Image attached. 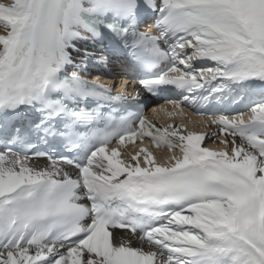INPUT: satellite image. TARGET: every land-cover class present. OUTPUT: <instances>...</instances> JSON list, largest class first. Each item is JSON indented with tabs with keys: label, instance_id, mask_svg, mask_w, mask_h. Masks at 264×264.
Returning <instances> with one entry per match:
<instances>
[{
	"label": "snow or ice",
	"instance_id": "obj_1",
	"mask_svg": "<svg viewBox=\"0 0 264 264\" xmlns=\"http://www.w3.org/2000/svg\"><path fill=\"white\" fill-rule=\"evenodd\" d=\"M142 10L157 14L158 34L137 30ZM0 29V120L37 114L0 137V264H264V0H0ZM89 38L144 71L163 64L138 81L149 92L180 90L201 114L213 100L243 105L212 120L226 147L143 116L88 134L104 118L82 102L126 99L67 72L86 66L92 54L76 43ZM32 133L66 138L69 154L33 151ZM138 134L181 155L158 163L140 148L125 161L109 149Z\"/></svg>",
	"mask_w": 264,
	"mask_h": 264
},
{
	"label": "bare ground",
	"instance_id": "obj_2",
	"mask_svg": "<svg viewBox=\"0 0 264 264\" xmlns=\"http://www.w3.org/2000/svg\"><path fill=\"white\" fill-rule=\"evenodd\" d=\"M5 2H7V0H5ZM0 31H2V29H0ZM76 47L79 48L81 50V52H83L84 50H87L89 53L92 54V55H90L87 58L85 69L88 70V71H90V72L93 71V70H97L95 68H92V69L89 70V68H88V64L90 63V60H91L90 57H93L94 56V51H96L97 45H94V44H91L90 45L89 44V40H84V41H77ZM73 56H74L76 62H78L80 64V61L82 59L81 55L78 54V53H76V52H73ZM115 73H117V74L120 73V75H123L124 74V72H122V71H115ZM94 74L95 75H100L101 74L103 77H105V78H103V82L106 84V86H110L113 83V81L115 80V76H110L105 71H99V70H97L96 72H94ZM119 85H121V81H120ZM172 107L173 108H171V110H167L165 107H163L162 109L158 110L154 114L157 115L158 117H161L162 116V113L179 111V109H180L178 107V105H175V106H172ZM215 118L216 117H212V116L200 117V118L199 117L193 118L194 120H199V121L204 122V123L206 122V124L208 125V128L206 130H203V129H200V128H198V129L195 128L196 130H194L193 127H190L191 129H189V130H192L193 132H197V133H204L208 138L205 139L204 141H202V146H205V144H208L210 146V148L219 151V150H222V149H224L226 147L223 143H221V141L224 140L225 137L219 134V126L218 125H214L212 123V120L215 119ZM188 119H192V118H188ZM156 126H157V128H161L162 129V126L161 125H156ZM171 126L172 127H175V126H179V124L177 125L176 123H172ZM182 129H184V128H182ZM204 131H208V132L205 133ZM213 133H217V135L213 136L212 135ZM138 137L140 138V140L142 139V137L140 135ZM213 137H216V138L213 139ZM141 143L144 144L145 146H147L146 144H150L151 143L156 149L163 150V152H162L163 154L160 155V153H159L160 156L158 157V160H160L162 162H164L165 161L164 159H166L170 155L181 154L180 152H178L179 151L178 149L177 150L173 149L171 151H168V150H165V147L163 148L162 145L161 146H156L153 143L152 139H150V142H149V141H147L144 138V139L141 140ZM212 143H213V145H212ZM128 146H129L128 148L134 147V149H136V151H139L140 150V144L135 143L133 145L129 144ZM228 149L230 151V145H228ZM166 151H168V152H166ZM130 158H131V156H130V154L127 151H125V153L124 154L122 153V155H121V159H123L125 161L130 160ZM140 162L143 163V158L140 159ZM30 163L34 167L45 168V167H48L49 166V163L50 162L48 161L47 158H42V159H31ZM125 231L126 230H115V232L117 234L124 233ZM130 235L131 234L128 233L127 235L124 236V238L127 239ZM131 238H132V242H133L134 246H140V242L137 239V237L132 236Z\"/></svg>",
	"mask_w": 264,
	"mask_h": 264
},
{
	"label": "rangeland",
	"instance_id": "obj_3",
	"mask_svg": "<svg viewBox=\"0 0 264 264\" xmlns=\"http://www.w3.org/2000/svg\"><path fill=\"white\" fill-rule=\"evenodd\" d=\"M119 75L117 74V77L115 78V85H118L119 84V81H120V77H118ZM167 115V116H166ZM183 119V120H182ZM165 127H169L171 121L175 120L176 121V124L179 126H181L182 128L186 129V131L188 130V132H191L192 130H189L191 129L190 127H193L194 130L200 128V129H203V130H206L208 128V125L206 124V122H201L199 120H194V119H187L186 117H184L182 115V112L181 111H173V112H167L165 114H163V117H161L159 119ZM196 128V129H195ZM193 132V131H192ZM216 138V137H213V139ZM135 144V143H132V145ZM226 146V145H225ZM163 147V146H162ZM228 147V146H227ZM164 148V147H163ZM165 150H168L170 151L167 147L165 148ZM158 151H161L160 155H162L163 153V150L161 149H158ZM166 151V152H168ZM155 155V158L156 160L158 159L159 155H156V154H153ZM181 154H176V156H179ZM173 155H170L168 156L166 159L168 160L169 157H171Z\"/></svg>",
	"mask_w": 264,
	"mask_h": 264
}]
</instances>
